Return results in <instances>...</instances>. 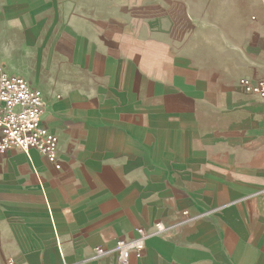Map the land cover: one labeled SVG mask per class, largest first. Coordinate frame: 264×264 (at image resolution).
<instances>
[{
    "label": "crops",
    "instance_id": "0c3cea01",
    "mask_svg": "<svg viewBox=\"0 0 264 264\" xmlns=\"http://www.w3.org/2000/svg\"><path fill=\"white\" fill-rule=\"evenodd\" d=\"M0 64L62 145L0 151V264H119L140 226L134 264H264V0H0Z\"/></svg>",
    "mask_w": 264,
    "mask_h": 264
},
{
    "label": "built area",
    "instance_id": "2783aa9c",
    "mask_svg": "<svg viewBox=\"0 0 264 264\" xmlns=\"http://www.w3.org/2000/svg\"><path fill=\"white\" fill-rule=\"evenodd\" d=\"M248 15V14H247ZM245 92L264 98V78L240 80ZM46 99L38 89L26 78L8 72L0 64V151L19 148L25 153L37 150L49 161L61 166L59 152L62 148L59 136L50 130L43 121ZM155 231L166 229L161 221L156 222ZM151 233L140 226L132 237H120L111 248L96 246L95 253L99 256L114 251L119 264H134L144 254L146 240ZM12 264V263H11Z\"/></svg>",
    "mask_w": 264,
    "mask_h": 264
},
{
    "label": "rangeland",
    "instance_id": "374dc122",
    "mask_svg": "<svg viewBox=\"0 0 264 264\" xmlns=\"http://www.w3.org/2000/svg\"><path fill=\"white\" fill-rule=\"evenodd\" d=\"M247 14H248L249 17H251L252 19H255V18H256V15H255V14H253V13L250 14V13H247V12H245V11H244L243 16H248Z\"/></svg>",
    "mask_w": 264,
    "mask_h": 264
}]
</instances>
